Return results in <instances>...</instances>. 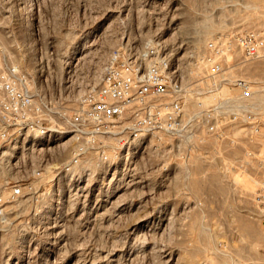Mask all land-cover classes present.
Listing matches in <instances>:
<instances>
[{"label":"rangeland","instance_id":"374dc122","mask_svg":"<svg viewBox=\"0 0 264 264\" xmlns=\"http://www.w3.org/2000/svg\"><path fill=\"white\" fill-rule=\"evenodd\" d=\"M207 29L215 31L213 38ZM240 29L264 34V0H0V67L18 64L43 73L44 90L74 102L99 85L110 51L128 42L140 45L158 35L170 45H192L197 58L207 41ZM230 53L231 59L223 57L237 67L232 74L254 84L264 81L255 69L264 59L245 62L241 51ZM242 67L249 69L241 72ZM261 122L256 134L236 127L222 141L209 139L189 176L161 173L159 157L134 158L131 167L150 180L155 202H167L165 217H171L148 220L137 233L129 229L138 220L128 216L94 220L88 228L86 220H72L78 213L66 201V186L52 192L36 181L31 189L30 163L13 168L0 150V264H264V215L254 203L264 172V114ZM106 148L114 159L113 138ZM69 152L59 160L69 159ZM16 185L24 188L22 203L23 196L11 194ZM50 205L70 218L58 220L65 244L57 256L45 257L39 256L47 241L38 223ZM18 210L23 220H15Z\"/></svg>","mask_w":264,"mask_h":264},{"label":"built area","instance_id":"2783aa9c","mask_svg":"<svg viewBox=\"0 0 264 264\" xmlns=\"http://www.w3.org/2000/svg\"><path fill=\"white\" fill-rule=\"evenodd\" d=\"M226 50L241 51L245 62L264 59V34L232 30L207 41L200 51L202 62L192 45H170L162 36L140 45L128 42L110 51L99 85L74 102L44 90L43 73L18 64L0 67L3 157L13 168L29 162L35 176L29 187L38 181L52 192L80 173L103 175L109 163L124 160L123 167H131L145 153L159 157L161 173L189 176L206 141H222L236 127L256 134L262 125L264 81L254 84L231 74L237 67L225 61ZM111 138L117 145L114 159L106 148ZM67 139L73 154L60 161L59 145ZM31 147L54 149L30 153ZM23 192L20 185L11 189L15 197L25 196ZM254 203L264 215V172Z\"/></svg>","mask_w":264,"mask_h":264},{"label":"bare ground","instance_id":"6f19581e","mask_svg":"<svg viewBox=\"0 0 264 264\" xmlns=\"http://www.w3.org/2000/svg\"><path fill=\"white\" fill-rule=\"evenodd\" d=\"M213 30L207 29L205 31L206 34L205 33L204 34L208 36L207 38L214 37L213 33L215 31ZM230 52H231L230 50H226V53H224L228 60L232 58V53ZM197 60L199 62H202L204 60V57L200 55L197 57ZM261 65H257L255 69L260 71L261 73H264V65L263 66ZM244 69L243 67L239 68L241 72H244L245 70L248 71L249 68L247 67L245 70ZM230 72L232 74V71ZM93 87H96V86H93ZM240 128L243 130V133H244L245 129H243L242 127ZM238 130H236L235 132L236 134H238L241 131L239 130L238 132ZM69 141H71V139H67V141L59 145L61 150L58 153L62 154V156H63V153L67 151L68 152L71 151L67 149V145H66L67 142ZM207 142L208 141H206L205 144H207ZM36 149L37 148L31 147L29 148V152L33 153L34 150ZM53 149L54 147L50 149L43 148V149H37V150L39 151L49 150L50 151ZM69 153L70 154H67L68 157L69 155L73 154L72 151ZM4 155L11 156L12 153H9L6 151ZM122 171L123 170H121V166L119 162H115L111 164L109 163L106 166V168L103 170L102 177L89 176L87 174L80 173L78 178L74 179L72 182L67 184L66 187L68 188L67 189L68 196L66 195L67 196L66 201L67 203H71V201H73L72 203L76 205V210L78 213V215L71 216L72 220H86L85 226L86 228H88V225L92 224L94 220H118L125 216H128V217H131L133 220H138L129 229L130 232L137 233L143 230L144 228H146V226H148L149 224L148 220H170L171 219V217L170 218H167V216L165 217L166 215L165 212L167 211L170 205L167 204V202H164V203L155 202L156 197L153 194L155 189L151 187L152 183L150 182L148 178H145L141 174L137 173V169L130 167V165L126 168V171L124 173H122ZM59 181H62V178H60ZM247 182L249 181L247 180ZM200 189L201 187L199 188V191ZM251 191L252 190H250V192ZM24 199H27V197L23 196L20 202L22 203ZM28 199H29V196H28ZM50 207L51 208L49 210L43 211L45 213V217H43L42 221L38 223L39 227L43 229V234L46 236V241H47L46 248L41 250L40 251L41 253L39 252L40 254L39 253L38 254L39 256H45V257H50L53 255L57 256L58 252L60 251L61 245L65 244V238L63 236V229H62L64 225L58 222V220H68V218H70V217L67 218L66 217L67 215L59 216V214L56 213V211L54 210V208H52L51 205ZM147 208H152V211L150 210L144 211ZM20 210L17 211L19 215L17 219L15 220H23V215H21ZM21 223L22 221H19L17 225H22ZM244 229L246 230V232H249L251 230L250 226H245ZM78 256H81V254ZM111 256L113 257V260H112L113 262L118 257L117 253H113L111 254ZM189 262L190 263L193 262V258H191Z\"/></svg>","mask_w":264,"mask_h":264}]
</instances>
